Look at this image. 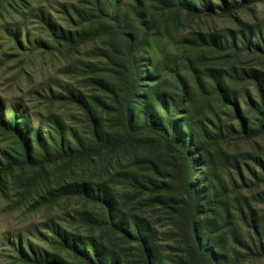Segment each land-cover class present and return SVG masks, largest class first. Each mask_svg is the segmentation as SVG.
<instances>
[{"label": "rangeland", "instance_id": "374dc122", "mask_svg": "<svg viewBox=\"0 0 264 264\" xmlns=\"http://www.w3.org/2000/svg\"><path fill=\"white\" fill-rule=\"evenodd\" d=\"M110 1L129 14L139 47L126 44L129 38L97 12L94 0H0V121L16 118L52 146L49 134L57 144L61 135L73 150L80 143L94 145L96 127L117 138L122 135L118 116L126 113V107L115 103L119 91L124 89L122 96L138 103L137 94L143 97L154 85L149 77L153 65L174 55L172 67L198 91L203 117L209 119L205 124L212 133L201 143L209 166L230 189L238 185L239 195L253 200L264 216V185L238 188L264 175V128L251 102L257 97L256 81L264 86V0H183L199 10L193 14L178 10L175 0ZM126 75L138 91L122 86ZM174 75L164 71L162 81L179 85ZM223 75L230 78L243 118L255 131L250 138L233 131L245 124L233 105L226 106L229 113L216 102L214 80ZM200 82L209 87L201 88ZM174 115L183 117L178 111ZM40 145L33 147L43 152ZM21 147L0 122V264H30L23 255L48 253L81 264L57 244L54 232L104 236L98 222L101 210L83 193L96 184L120 193L127 211L150 219L163 243L174 245L165 209L154 203L152 193L135 190L127 181L131 172L143 171L140 162L146 157L160 163L157 178L163 180L169 160L164 150L98 155L93 149L89 156L64 155L56 162L43 161L40 153V163L31 166ZM200 168L197 161L194 179Z\"/></svg>", "mask_w": 264, "mask_h": 264}, {"label": "trees", "instance_id": "16d2710c", "mask_svg": "<svg viewBox=\"0 0 264 264\" xmlns=\"http://www.w3.org/2000/svg\"><path fill=\"white\" fill-rule=\"evenodd\" d=\"M94 4L97 12L114 22L117 32L129 38L125 40L127 45L139 47V37L129 22V14H122L110 0H94ZM175 6L191 14L199 11L192 2L183 0H175ZM52 30L60 35L56 29ZM60 36L65 37L63 34ZM65 38L73 40L71 36ZM174 58L169 54L163 62L153 65L149 77L154 85L144 90L143 97L137 94L141 99L138 103H133L126 96L124 98V89L119 91L115 103L126 107V113L118 116L117 123L122 135L119 134L117 138H109L101 127H96L94 145L86 147L80 143L73 150L70 144L65 146L61 135L57 144L49 134L52 146L43 135L23 128L16 118L11 123L5 122L3 117L0 121L19 139L25 152V162L31 166L40 163V153L43 161L56 162L64 155L71 158L89 156L88 152L93 149H98V155H102L103 151L115 154L132 149L149 153L153 149H161L166 152L169 160L167 169L162 172L165 174L163 180L157 178L161 174L160 163L146 157L140 162L143 171L138 174L131 172L127 181L135 190L152 193L154 203L165 209L174 245L163 243L150 219L127 211L120 193L96 184L95 188H84L83 193L101 210L102 218L98 222L99 227L105 230L104 236L83 237L60 229L54 232L57 244L81 264H264V216L253 207V200L241 193L239 195L236 189L238 185L234 190L230 189L225 179L217 176L209 166V156L201 147L204 138L212 133L205 124L209 119L203 117L205 108L198 91L172 67ZM164 71L175 74L180 80L179 85L172 84L168 79L162 81L161 73ZM228 80L230 78L224 75L214 80L216 102L226 109V106L233 105V112L245 122L239 131H233L250 138L255 131L249 121L244 120L240 99L237 93L232 92V84ZM121 84L136 91L140 88L133 81L130 83L127 75L121 79ZM200 85L203 89L209 87L208 83L200 82ZM254 86L257 97H251V102L255 107L254 112L261 117L259 123L263 129L264 86L258 81ZM132 104H135V110ZM139 104L143 105L142 108L138 107ZM176 111L183 115L181 119H175ZM215 130L219 132L217 135L223 134L221 129ZM34 143L41 144L43 152L36 150ZM197 161L201 168L198 169V178L194 179ZM254 185H264V175L256 176L255 183L245 181L238 188L250 189ZM131 252L136 261L132 259ZM23 256L24 261L30 264H70L49 253L32 258Z\"/></svg>", "mask_w": 264, "mask_h": 264}]
</instances>
